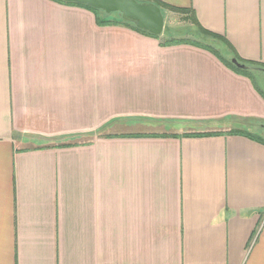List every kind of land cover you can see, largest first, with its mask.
Listing matches in <instances>:
<instances>
[{
  "label": "crops",
  "instance_id": "obj_1",
  "mask_svg": "<svg viewBox=\"0 0 264 264\" xmlns=\"http://www.w3.org/2000/svg\"><path fill=\"white\" fill-rule=\"evenodd\" d=\"M155 1L264 63V0ZM101 18L0 0V264H264V79Z\"/></svg>",
  "mask_w": 264,
  "mask_h": 264
},
{
  "label": "trees",
  "instance_id": "obj_2",
  "mask_svg": "<svg viewBox=\"0 0 264 264\" xmlns=\"http://www.w3.org/2000/svg\"><path fill=\"white\" fill-rule=\"evenodd\" d=\"M57 1L62 2V3H67V4L80 5V6H83V7H86L88 9L92 10L93 13L95 14L96 20L100 24L110 23L109 20H103L101 18V16H107V15H111L113 13H116V12L106 13V12H104L101 9H97V8H94V7L90 6V5H87V4H84V3H80V2L64 1V0H57ZM149 1H153L157 5H159L161 7V9L163 10V12H164V8H167V9H170V10H174V11L188 12V9H186L184 7H177V6H174V5H170V4H167V3H162V2H159V1H155V0H149ZM190 16H191L190 17L191 18V23L188 25V27H186L184 29L186 31H184V30L175 31V30H173L171 28L166 29V26H164L163 31H166V32H169V33H173V34L174 33L175 34L184 33V32L189 31V32H192L193 34H195L196 38L195 37L194 38H188V37L169 36L167 38H164L160 43L164 44V45H166V44H174V43H179V42L192 43L194 45L201 46L203 48H206V49L214 52L215 54H217L221 58V60L225 64H227L229 67L233 68L234 70H236L238 72L249 73L253 77L254 76L257 77L256 72L264 73V63L257 62V61H251V60H244V59H241V58L237 57L234 54L233 55L230 54L231 45L226 40V38L224 36L220 35L219 33L207 30V29L203 28L201 25H199V23L197 22V20L195 19L194 15H193V12L191 13ZM117 19L121 20L124 23H127L128 25L132 26L133 28H135V29H137V30H139V31H141V32H143L145 34L151 35L153 37H158L159 36V34H152V33L148 32L146 30L140 29V28L136 27L133 23H131L129 21H126V20H123L120 17H118ZM223 49L225 50L224 51L225 55L221 54V50H223ZM232 57H235L239 62L248 64V65H254V66L261 67V68H263V70L262 71H256V70H251V69L239 68L234 63H232V61H231ZM261 84L264 87V81H261ZM261 90H262V92H264L263 88H261ZM219 132H221V131H189V132H184L183 134L184 135H193V136H195V135H210V134H216V133H219ZM226 133H242V134H245V135H247V136H249L251 138H254V139H257V140H260V141L264 142V139L262 138L261 135L256 134V133L251 132V131H248V130H244V129L231 128L228 131H226ZM135 134H137V133H135ZM155 134H157V133H155ZM158 134L167 135V134H171V133H158ZM172 134H174V133H172Z\"/></svg>",
  "mask_w": 264,
  "mask_h": 264
},
{
  "label": "water",
  "instance_id": "obj_3",
  "mask_svg": "<svg viewBox=\"0 0 264 264\" xmlns=\"http://www.w3.org/2000/svg\"><path fill=\"white\" fill-rule=\"evenodd\" d=\"M74 1L101 9L106 13L116 12L123 20L152 34H160L164 28V13L159 5L149 0H64ZM232 63L243 69L262 71L263 68L239 62L235 57Z\"/></svg>",
  "mask_w": 264,
  "mask_h": 264
},
{
  "label": "rangeland",
  "instance_id": "obj_4",
  "mask_svg": "<svg viewBox=\"0 0 264 264\" xmlns=\"http://www.w3.org/2000/svg\"><path fill=\"white\" fill-rule=\"evenodd\" d=\"M164 26H166V29L171 28L175 31H181L184 30L186 27H188V25L191 23V16L189 14H187L186 12H181V11H174V10H170L167 8H164ZM112 17H119V14L117 13H113L111 14ZM186 31V30H184ZM166 33V31H165ZM169 34V33H167ZM166 35V34H165ZM175 35L176 37H188V38H194L195 36L192 35L191 33H177V34H172V36ZM165 37L162 36V39H164ZM224 49L221 50V54H224ZM256 75L258 77V79H264V73L262 72H256ZM196 128L197 126H193L190 128ZM151 130H162L161 127H153L150 128ZM257 130L260 132H264V129L262 127H258Z\"/></svg>",
  "mask_w": 264,
  "mask_h": 264
}]
</instances>
